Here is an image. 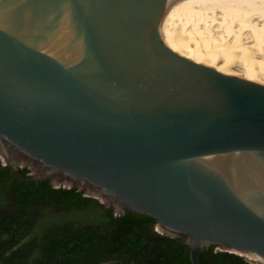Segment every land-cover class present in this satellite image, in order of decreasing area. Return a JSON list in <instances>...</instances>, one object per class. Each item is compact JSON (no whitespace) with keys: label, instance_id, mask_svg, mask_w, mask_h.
<instances>
[{"label":"water","instance_id":"95a60500","mask_svg":"<svg viewBox=\"0 0 264 264\" xmlns=\"http://www.w3.org/2000/svg\"><path fill=\"white\" fill-rule=\"evenodd\" d=\"M168 1L0 0V158L264 264V85L169 48Z\"/></svg>","mask_w":264,"mask_h":264},{"label":"trees","instance_id":"16d2710c","mask_svg":"<svg viewBox=\"0 0 264 264\" xmlns=\"http://www.w3.org/2000/svg\"><path fill=\"white\" fill-rule=\"evenodd\" d=\"M30 173L0 161V264H192L186 236L157 233L154 219L128 210L113 216L78 184L55 188ZM215 249L200 263L249 264Z\"/></svg>","mask_w":264,"mask_h":264},{"label":"bare ground","instance_id":"6f19581e","mask_svg":"<svg viewBox=\"0 0 264 264\" xmlns=\"http://www.w3.org/2000/svg\"><path fill=\"white\" fill-rule=\"evenodd\" d=\"M159 27L179 55L264 85V0H169Z\"/></svg>","mask_w":264,"mask_h":264},{"label":"rangeland","instance_id":"374dc122","mask_svg":"<svg viewBox=\"0 0 264 264\" xmlns=\"http://www.w3.org/2000/svg\"><path fill=\"white\" fill-rule=\"evenodd\" d=\"M0 161H1V163H4L3 162V160H2V158H0ZM25 166H27L29 169H30V171H31V174H36V169L34 168V166L32 165V164H30L29 162L25 165ZM24 166V167H25ZM54 184L56 185V186H58V187H60V185L61 186H64V187H68V188H71V187H73L74 186V183H72V184H70V183H68V182H66V181H62L61 183L60 182H56V181H54ZM79 189H80V186H79ZM81 190V189H80ZM85 196L86 197H90V198H93V199H95V200H97L100 204H104V205H110V203H109V201L107 200V199H105V198H103V197H100V196H96L95 194H92V193H90V192H88V191H86L85 190ZM155 227H157V226H155ZM160 230V229H159ZM161 231V230H160ZM246 260H247V257H244Z\"/></svg>","mask_w":264,"mask_h":264},{"label":"flooded vegetation","instance_id":"af4514ba","mask_svg":"<svg viewBox=\"0 0 264 264\" xmlns=\"http://www.w3.org/2000/svg\"><path fill=\"white\" fill-rule=\"evenodd\" d=\"M26 167V166H25ZM19 168H23V166L22 167H19ZM30 176L32 177V174L30 173ZM62 181H66L65 179H61L59 182L61 183ZM51 183H52V185L55 187V188H60V187H63V188H66V187H64V186H61L60 185V187H58V186H56L55 184H54V181H53V179H51ZM74 184H78V183H76V182H74ZM79 185V184H78ZM68 189V188H67ZM84 191H85V189H84ZM93 199V198H92ZM95 200V199H94ZM97 201V200H96ZM98 202V201H97ZM110 203V205L108 206V205H104V204H100L99 202H98V204H100L101 206H102V210L104 211L106 208H109V207H112L113 208V210H114V212L112 213L113 214V216H120V215H124L125 213H126V211L127 210H125V211H122V210H119V209H117L116 207H115V205L113 204V203H111V202H109ZM39 207H37V209H38ZM156 228V227H155ZM105 264H111L110 262H108V263H105ZM258 264H263L262 262H260L259 261V263Z\"/></svg>","mask_w":264,"mask_h":264},{"label":"built area","instance_id":"2783aa9c","mask_svg":"<svg viewBox=\"0 0 264 264\" xmlns=\"http://www.w3.org/2000/svg\"><path fill=\"white\" fill-rule=\"evenodd\" d=\"M155 231H156L157 233H161V232H160L158 229H156V228H155ZM215 251L218 252V251H220V249H219V248H216ZM220 252H221V251H220ZM247 262H248L249 264H258V263H259L258 260L253 259V258H247Z\"/></svg>","mask_w":264,"mask_h":264}]
</instances>
